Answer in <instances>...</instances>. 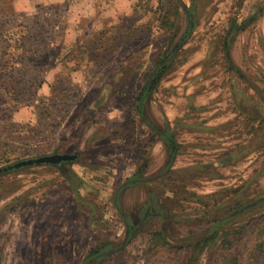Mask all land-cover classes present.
<instances>
[{"label": "rangeland", "instance_id": "1", "mask_svg": "<svg viewBox=\"0 0 264 264\" xmlns=\"http://www.w3.org/2000/svg\"><path fill=\"white\" fill-rule=\"evenodd\" d=\"M158 1L167 31L157 27ZM180 1L192 14L169 0H132L122 23L132 32L116 52L103 58L101 67L71 55L67 68L51 54L75 48L85 31L109 26L108 18L82 17L90 0H0V67L13 68L21 79L19 85H0V125L12 124L0 127V166L77 152L74 169L88 185L82 195L97 212L87 217L51 165L0 178V264H88L83 259L93 245L113 248L126 241L130 230L114 194L125 180L151 176L170 164L160 131L172 133L179 144L167 179L162 185L133 183L122 191L121 211L137 227L121 250L96 264H188L184 249L156 247L152 233L165 229L172 245L183 246L187 238L206 233L221 202L264 196V143L234 163L219 157L252 139L250 122L238 117V100L248 103L240 106L248 111L264 108V0ZM110 2L100 6L106 10ZM234 15L239 22L250 18L230 44L240 73L226 69L217 47ZM23 31L24 53L15 57ZM169 54L175 56L168 72L142 101L141 111L136 109L148 74ZM222 123L227 124L216 129ZM149 202L153 213H145ZM261 212L264 204L227 223L244 227L239 242L229 249L206 248L197 264H264Z\"/></svg>", "mask_w": 264, "mask_h": 264}, {"label": "trees", "instance_id": "2", "mask_svg": "<svg viewBox=\"0 0 264 264\" xmlns=\"http://www.w3.org/2000/svg\"><path fill=\"white\" fill-rule=\"evenodd\" d=\"M169 1L174 2L173 5L177 8L179 6L184 5L180 0H169ZM234 7H236L235 8L236 10L240 9L241 4L238 3L234 5ZM183 8L187 14L189 15L192 14V10L189 7L183 6ZM163 9H164L163 4H161L160 1H158V4L156 8L153 9V12L157 15L158 29H164L165 31H167L169 30L170 26L168 25L167 17L164 15ZM124 18H125L124 15H120L116 21H111L110 19H106L105 21L109 22V26H102L96 30L85 31L84 33H82V38L78 37V41H79L78 44L73 45L76 46L75 48H71L70 50L68 48L69 51L67 50L64 53H59V51H56L51 54V57L54 59V61L64 62L67 68H68L67 59H69L71 55L73 58L79 57L80 59H83L85 57L84 59L87 60L88 62H92L95 66L101 67L103 65L101 63V61H103V58L107 57L108 55H113V53L116 52L117 48L124 41L128 39L127 37H130L129 33H131L132 30L131 31L126 30V26L122 24ZM248 21H250V18L239 22L234 15V17H232L230 22H228L227 27L221 32L220 38L218 39L219 44L217 47H219L218 49L222 53V58H223L222 61L226 65V69L232 73L233 71L240 73V70L235 65L232 59L230 53V44L235 38V35L246 27V23ZM190 28L192 27H189V30ZM172 31L173 29L170 31L171 34L173 33ZM137 33L138 32H136V36L139 35ZM25 35H26V31H23L18 41L19 44L16 46L17 53L15 54V57L17 55H21L22 53H24L25 44H26ZM261 45L263 46V50H264V40H261ZM212 49L213 48H211V51ZM171 54L166 56L161 55L162 57L158 58L155 67L148 74V77L142 87V90L140 91V94L138 96L139 102L137 106H135L136 109H139L141 111L142 101H144L145 97H147V94L149 92L153 91L156 88L158 83H160V81L168 72L172 59L175 56ZM5 61L9 62L11 61V58L10 60L7 58V60ZM79 61L80 60H78V62L75 63L76 64L75 67L78 66ZM4 65H1L0 67V71L3 72L0 78L1 80L4 81V82L1 81L0 85L8 82L13 83L15 85H19L21 83V79L15 77L12 74L13 68H11L10 70H6V68H4ZM59 77L60 76H56V78H58L57 80H59ZM53 89L54 92L59 90L58 87H53ZM119 89L120 88H118V90ZM237 103H238L237 105H239L240 108L238 112V117L241 118L242 122H246V123L250 122L251 129H253L252 139L250 140L249 143L243 145L242 147L239 146L238 144L236 145L237 146L236 147L233 144L232 146L233 148L229 149V151L224 152L222 156H219L221 161L228 163L229 162L234 163L236 160L238 161L239 159H241L244 155H246L250 151V147H253V145H255L256 148V146L264 143V108L261 106L260 107L253 106L254 111L251 110L252 111L251 112L245 110L243 107H240L242 105L245 106L248 105V103L244 104L242 99L238 100ZM250 105H254V104H250ZM227 123L219 124L216 127V129L219 126H225ZM9 126H12V124L8 122L6 124L4 123V125L3 124L0 125V127H2V130H5L7 128L9 129L10 128ZM166 133L168 139V146L171 149L170 156L174 157L175 154L178 152L177 146L179 144L175 141L172 133L169 132ZM3 155H4L3 159L7 161L8 160L7 156H5L7 154H3ZM77 160H78V156L74 160H68L58 165H51V164H39V165H51V167H55L59 171L60 175L66 181L67 187L69 188L70 192L74 195L76 201L79 203L80 206L84 207L87 213V217L89 218L94 217L97 214L95 205L93 204V202H91L89 199H86V197H83L82 195L83 194L82 189L86 190L88 188V185L85 182V178L79 175V173L74 169L75 164H77ZM27 167H31V166H26L19 169L10 170L8 172H4L0 174V178L2 179L5 176H8L14 172L20 171ZM166 177L167 175H163L160 178L153 179L151 182L153 184L162 185L163 181H166L164 180ZM175 193H177V191ZM155 197L157 198L158 194H156ZM151 203L153 204V202ZM262 204H264V196L262 194H259L256 198L247 200V202L243 201L242 196L233 197L229 200L220 203V206L221 207L225 206V208H227L228 211L225 212L223 209H221V207L219 208V210L216 209L215 213L217 211L218 212L214 214L208 230L201 237L190 238V239L187 238L183 246L182 245L174 246L172 245L171 242H169L165 229L160 228L152 233L151 243H153V245L156 247L157 246L167 247V248L176 247V248L184 249L189 254L188 255L189 258L187 261L188 264H197L200 255L203 252H205L206 248L208 249L209 247L210 249L214 246H217L218 248L221 247L223 249H229L232 246H234V244L239 242L244 227L241 226L240 228L237 227L231 228V226L226 227V224L232 222V220H234L238 216L249 215V213L252 212L254 208H257ZM220 211L222 213L224 211L223 215L217 216V214ZM157 213H159V216L161 218L162 216L165 215L164 213L161 214V211H158ZM257 217L264 220V212H261V214H259ZM136 227L137 226H134V224L130 223L128 228L129 230H135ZM104 247H105L104 243H98L96 245H93L88 250L83 261L88 262V264H96L97 261L102 256L97 257L96 261L92 262L95 256L111 248V247L108 248L107 247L104 248Z\"/></svg>", "mask_w": 264, "mask_h": 264}, {"label": "crops", "instance_id": "3", "mask_svg": "<svg viewBox=\"0 0 264 264\" xmlns=\"http://www.w3.org/2000/svg\"><path fill=\"white\" fill-rule=\"evenodd\" d=\"M90 1H91V3L88 4V6L90 8H89V10H85V13L81 14L82 17H89L91 19H93V18L97 19V18L103 17L102 20L105 19V18H108L111 21H116L120 15H125V14L129 13L130 10H132V8H131V1L132 0H108V1H111V2L108 4L109 7L106 10H103L104 8H102L100 6V3L102 1H104V0H90ZM98 28L94 27V29H90L89 31L96 30ZM69 39H70V37H69ZM162 132H165V131H160L159 134L163 138V140L165 142V146L167 147V154L169 153L168 156H170V148L168 146L167 133L165 132L166 133V136H165V135L162 134ZM77 156H78V153H77ZM173 161H174V157H173ZM170 162H171V156H170ZM51 165H53V164H51ZM169 165L167 166V162H166L164 168H162L159 172H157V173L161 174L158 177L151 178V179H144L145 177H150V176H136L134 178H129L128 182L126 184H122L121 183L116 188V191H115V194H114L115 207L117 208V210L119 211L120 215L122 216V218L124 220V224L127 223L128 227H129L130 223L134 224V222L132 220H128L127 219V216H125L124 212L121 211V208L119 206V203H120L119 199H120V195H121L122 191L127 186H129L130 184L139 183V182H144L146 184H149V183H152L151 181L153 179H157V178L162 177L163 175H167V173H168V171H169V169L171 167V166L169 167ZM57 173H59L58 170H57ZM157 173H155V174H157ZM155 174H153V175H155ZM153 175H151V176H153ZM129 180H133V181H129ZM125 181H127V180H125ZM64 182L66 183V181H64ZM66 185H67V183H66ZM67 189L69 190L68 187H67ZM115 195H116V197H115ZM140 219H142V218L141 217L139 218L138 223H136V225H139V223H141ZM125 226H126V224H125ZM128 227L126 226V228H128ZM133 234H134V232L129 236V238H127V240H128L127 243L130 241V239L133 236Z\"/></svg>", "mask_w": 264, "mask_h": 264}, {"label": "water", "instance_id": "4", "mask_svg": "<svg viewBox=\"0 0 264 264\" xmlns=\"http://www.w3.org/2000/svg\"><path fill=\"white\" fill-rule=\"evenodd\" d=\"M185 6V5H183ZM163 135L166 136L165 132H162ZM171 152V149H170ZM77 157V152H53V153H47V154H41V155H36V156H30L27 158H23V159H19L10 163H7L3 166H0V174L4 173V172H8L10 170H14V169H19L22 167H26V166H33V165H39V164H53V165H58L62 162L68 161V160H74ZM173 163V157H171V162L169 167L172 165ZM160 173H157L153 176L150 177H145L144 179H151V178H155L160 176ZM129 181H133V180H129ZM128 182L125 181L122 184H126ZM116 197V195H115ZM126 226L128 227L127 223H125ZM128 240L122 242L121 244H119L116 247L113 248H109L108 250L99 253L97 256H95V258L92 260V262L96 261L97 257L99 256H107L110 255L114 252L119 251L120 249H122Z\"/></svg>", "mask_w": 264, "mask_h": 264}, {"label": "flooded vegetation", "instance_id": "5", "mask_svg": "<svg viewBox=\"0 0 264 264\" xmlns=\"http://www.w3.org/2000/svg\"><path fill=\"white\" fill-rule=\"evenodd\" d=\"M153 210V204L149 202L145 207V213H151ZM143 219V218H142ZM134 230H130V234H132Z\"/></svg>", "mask_w": 264, "mask_h": 264}]
</instances>
